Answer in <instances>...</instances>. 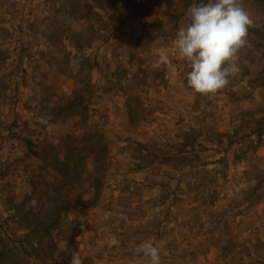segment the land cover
Segmentation results:
<instances>
[{"label": "rangeland", "instance_id": "obj_1", "mask_svg": "<svg viewBox=\"0 0 264 264\" xmlns=\"http://www.w3.org/2000/svg\"><path fill=\"white\" fill-rule=\"evenodd\" d=\"M192 3L0 0V264H264V0L212 97L175 45Z\"/></svg>", "mask_w": 264, "mask_h": 264}, {"label": "clouds", "instance_id": "obj_2", "mask_svg": "<svg viewBox=\"0 0 264 264\" xmlns=\"http://www.w3.org/2000/svg\"><path fill=\"white\" fill-rule=\"evenodd\" d=\"M188 19L176 33L178 58L190 68L187 85L193 93L212 97L240 72L241 52L249 45L254 21L243 0H206L199 4L193 0ZM160 251L159 246L144 242L134 258H141L143 264H161Z\"/></svg>", "mask_w": 264, "mask_h": 264}, {"label": "trees", "instance_id": "obj_3", "mask_svg": "<svg viewBox=\"0 0 264 264\" xmlns=\"http://www.w3.org/2000/svg\"><path fill=\"white\" fill-rule=\"evenodd\" d=\"M264 5V3H263ZM264 31V28H263ZM260 29H256L255 33L256 34H260L261 32ZM26 143H28L29 145L32 144V141L30 140H25ZM36 146V145H35ZM87 174V173H86ZM90 174L88 173L86 175V180L89 181L90 179ZM88 178V179H87ZM91 185V183H89ZM94 186V189L96 190L95 192V198H97V185H92ZM65 203L68 204L65 200ZM21 208V207H20ZM22 209V208H21ZM24 209H22V213L20 215V218L18 219V223L20 222H24L23 223V227L27 230L26 234L24 235V240L27 242H29L30 240H32V238L34 237H38V238H43V237H51V227H52V221L51 222H44L42 220H36L33 217L30 216L29 212H24ZM57 217H60L61 214V210L58 209L57 212ZM18 253L15 252L12 248H7L5 245H3L2 247H0V259H2L4 256L8 259L11 257L16 256Z\"/></svg>", "mask_w": 264, "mask_h": 264}]
</instances>
